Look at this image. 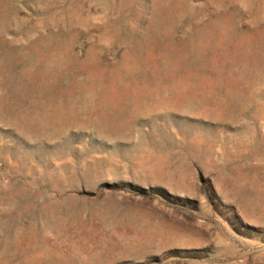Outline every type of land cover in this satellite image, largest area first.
I'll return each instance as SVG.
<instances>
[{
  "label": "rangeland",
  "instance_id": "obj_1",
  "mask_svg": "<svg viewBox=\"0 0 264 264\" xmlns=\"http://www.w3.org/2000/svg\"><path fill=\"white\" fill-rule=\"evenodd\" d=\"M0 264H264V0H0Z\"/></svg>",
  "mask_w": 264,
  "mask_h": 264
},
{
  "label": "bare ground",
  "instance_id": "obj_2",
  "mask_svg": "<svg viewBox=\"0 0 264 264\" xmlns=\"http://www.w3.org/2000/svg\"><path fill=\"white\" fill-rule=\"evenodd\" d=\"M181 229V228H180ZM191 236V235H190ZM190 241V240H189ZM168 243V242H167ZM106 255H104V257H105Z\"/></svg>",
  "mask_w": 264,
  "mask_h": 264
}]
</instances>
